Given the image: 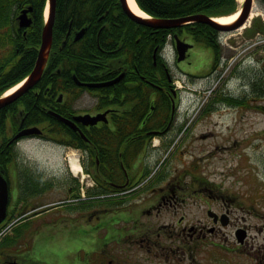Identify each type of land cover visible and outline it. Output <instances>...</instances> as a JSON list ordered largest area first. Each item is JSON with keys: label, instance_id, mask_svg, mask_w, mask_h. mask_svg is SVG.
I'll list each match as a JSON object with an SVG mask.
<instances>
[{"label": "flooded vegetation", "instance_id": "af4514ba", "mask_svg": "<svg viewBox=\"0 0 264 264\" xmlns=\"http://www.w3.org/2000/svg\"><path fill=\"white\" fill-rule=\"evenodd\" d=\"M118 7L116 11L89 13L88 16L95 18L84 19L77 26L69 23L65 34L59 38L54 36L44 74V77L49 74L48 80L45 82L42 78L25 95L29 96L27 105L21 98L17 107L4 110L6 118L2 125L0 123V176L7 182L8 199L6 218L0 227L17 219L20 223L16 228L23 231L18 238L24 243H32L37 233V213L63 198L69 197L72 202L80 200L81 185L86 184V177L96 181L95 190L99 191L96 195H112L118 205L127 196L146 189L144 179L151 173V155L160 156L167 145L174 143L163 160L169 158L163 162L164 172L154 178L155 183L150 189H146L153 197L143 213H155L159 217L165 211L177 219L164 226L181 228V245H175V242L166 245L161 242L160 235L156 239L146 232L136 239L130 236L127 249L144 250L148 254L145 258L154 256L162 259L164 264H184L186 248H190L193 241L207 243L208 236L217 235L225 220L222 215L229 214V210L224 206L221 211L215 210L214 191L208 188L195 190L199 195L196 201L178 198L179 190L183 189L182 169L177 165L179 156L174 151L177 145L174 137L181 131L176 120L182 111V93L175 73L185 75L190 81L210 78L216 74V68L207 69L208 56H197V45L200 44L194 32L188 34L180 27L164 34L136 22L124 10L120 0ZM22 10H30L28 15L34 20L32 5L23 7L20 12ZM20 29L26 35L29 28ZM83 29L85 32L78 39ZM216 34L213 32L212 36ZM164 35L165 41L161 42ZM176 39L192 45L182 60H179ZM134 41L142 48H136ZM215 46H203V52L207 55L215 53L218 44ZM195 67L198 72H192ZM17 109L27 113L24 121L20 116L22 111L17 114ZM54 114L67 121L58 122ZM37 122L43 123L42 134H20L38 126ZM33 141L63 149L65 160L69 154L77 156L83 179L70 172L62 183H56L55 176L43 178L36 162L24 149ZM59 192L69 196L53 201L52 196ZM185 195L193 196L192 193ZM183 203L195 207L196 211L178 214ZM211 211L218 215H212ZM81 217L82 214L77 212L76 222ZM247 245L248 241H245L242 247ZM123 256L112 253L108 264H140L136 257L131 260L132 256ZM19 258L18 255L8 256L5 264H23ZM195 260L193 257L186 264H195Z\"/></svg>", "mask_w": 264, "mask_h": 264}, {"label": "rangeland", "instance_id": "374dc122", "mask_svg": "<svg viewBox=\"0 0 264 264\" xmlns=\"http://www.w3.org/2000/svg\"><path fill=\"white\" fill-rule=\"evenodd\" d=\"M254 3L260 9L258 12L261 13L257 19H264V6L257 3L256 0ZM252 19L246 24V29L239 28L219 33L221 60L214 77L188 81L185 75L175 73L182 93V111L176 121L179 129L184 128L183 132H177L174 137L177 142L174 151L179 156L177 165L182 169L181 179L184 186L182 190H179L178 198L188 197L185 194L194 193L189 190V187L197 178L198 181H196L199 184L209 183L210 188L215 190V195H220L222 203H216L215 210L219 211L220 206L224 205L230 210L232 220L231 224L220 230L217 235L209 236L207 244L201 242V245L193 249L194 252L190 255L195 257V264H261V261L256 259V251L257 248L264 245V83H261L259 89H256L259 91L258 94L256 90L252 89L251 83L261 76L264 81V70L258 75L253 70L254 67L243 68L244 63L240 62L244 56L241 53L242 46L253 42L248 40L255 39L256 33H261L264 38V31L255 30L253 24L250 26ZM203 46L205 45H197V56L199 58L208 56L212 59V53L207 55V52H203ZM232 58H237V61L235 60L236 62L232 66H228ZM242 69H245V73L242 72ZM198 71L199 69L195 67L192 72ZM224 78H226L225 81H223ZM196 90L197 92H195ZM199 92L200 98L197 104L190 105L192 108L187 111L189 106L187 99L194 97ZM225 95L245 100L244 103L237 105L218 102L217 99L223 98ZM207 108L209 109L207 110ZM173 145L174 143L171 146L167 145L164 153L160 156L151 155L149 163L151 172L161 164L168 149ZM24 149L36 162L43 178L62 177L65 171L66 175L69 173L63 149L51 148L38 141L28 142ZM163 166L164 164L160 165L158 174L163 170ZM88 180V193H94L96 188L94 186L90 188L93 181ZM146 187L149 188L150 185L146 184ZM131 197L135 200H132ZM131 197L127 198L125 204L115 207L120 208L119 216L123 217L117 216L106 224L113 230L111 238L106 240L101 237V232L104 229H99L91 234L90 249L87 252H82L83 256L90 253V258L101 259L105 255L103 250L113 248L114 253L120 246L125 248L126 242H128L126 239L130 236L132 239H136L146 232L156 239L160 235L161 242H166V245H170L172 242L178 243L177 238L181 228L180 230L177 227L175 229H170L167 226L163 228V224L175 222L177 219L165 211L159 217L152 212L151 215L143 213L142 208L138 206L137 203L142 202L143 197L146 199L144 205L150 204L153 197L151 192L144 190L143 193ZM107 203L109 202L105 204ZM100 207L109 208V205L95 204L93 209L98 210ZM110 207L113 208V206ZM133 209L134 213H132ZM69 211L68 207L55 208L45 217L47 220H54L55 217L63 216ZM192 211H196V208L181 205L178 214L191 213ZM241 227L247 230L248 246L255 247L252 250L246 251L237 248L235 233ZM63 232L58 241H53L54 236H51L49 240L34 245L35 250L38 248L39 251L45 253L44 255L39 254L42 260L34 257L35 264H47L46 259H49V264H52L51 260L56 264L54 261L61 262L63 251L69 250L65 254L68 259L74 253L73 250L83 246H79V242L73 243L70 240L69 231ZM130 255L136 257L140 264H164L162 259H156L154 256L145 258L148 254L139 249H132ZM84 264H88V259Z\"/></svg>", "mask_w": 264, "mask_h": 264}, {"label": "trees", "instance_id": "16d2710c", "mask_svg": "<svg viewBox=\"0 0 264 264\" xmlns=\"http://www.w3.org/2000/svg\"><path fill=\"white\" fill-rule=\"evenodd\" d=\"M137 2L144 11L159 18H178L196 13L219 16L233 13L237 8L236 0H137ZM118 3L119 0H57L54 36L59 38L65 34L69 23L77 26L84 19H94L95 17L88 16L89 13L101 14L106 10H119ZM45 4L46 0H0V95L26 77L34 67L41 43ZM28 5L34 7L35 17L33 25L24 36L17 23V15ZM181 28L188 34L194 32L197 41L213 45L210 38L214 30L209 25L191 23ZM161 31L164 34L170 32ZM165 38L164 35L161 42H164ZM134 45L136 48H142L135 41ZM153 48L154 44L151 46V53ZM48 76L49 74L44 77L45 82ZM28 97L22 98L23 104L27 105ZM12 107H17V104L10 106L11 109ZM3 112L4 110L0 111L1 125L6 118ZM53 124L57 127L56 122Z\"/></svg>", "mask_w": 264, "mask_h": 264}, {"label": "water", "instance_id": "95a60500", "mask_svg": "<svg viewBox=\"0 0 264 264\" xmlns=\"http://www.w3.org/2000/svg\"><path fill=\"white\" fill-rule=\"evenodd\" d=\"M123 4L124 10L128 13L131 18H133L136 22L151 26V27H157V28H172L177 27L183 24L191 23V22H203L211 25L215 29L222 30V31H231L234 30L240 26H242L246 20L248 19V16L252 9V1L253 0H246L244 4V10L242 12L241 18L239 21H237L234 24L231 25H222L214 21L212 18L206 16V15H192L187 17H182L178 19H157V20H148L141 18L137 15H135L130 7L128 6L127 0H121ZM55 10H56V0H50V14L48 22L46 23L43 34H42V44L39 51V55L36 61V65L34 70L32 71L28 81L21 87L16 93H14L11 96H8L6 98L0 99V109L6 107L16 99H18L20 96L25 94L30 88H32L41 78L43 69L45 67L51 44H52V38H53V28H54V20H55ZM20 19V25L23 26H29L31 24V20L27 17V11H24L22 15L19 17ZM182 52V51H181ZM61 120H63L61 117H59ZM37 129H33L30 132H36ZM39 132V131H38ZM2 182V181H1ZM4 192L0 194V206L4 208L5 205H1V203L6 202L7 198V192H6V184L4 182ZM239 235V234H238Z\"/></svg>", "mask_w": 264, "mask_h": 264}, {"label": "bare ground", "instance_id": "6f19581e", "mask_svg": "<svg viewBox=\"0 0 264 264\" xmlns=\"http://www.w3.org/2000/svg\"><path fill=\"white\" fill-rule=\"evenodd\" d=\"M239 2H242L243 0H238ZM128 4L130 6V8L132 9V11L134 13H136L137 15H140L142 17H145V18H148V15H146L142 10L139 9L138 5L136 4L135 0H128ZM240 15V11L236 12V13H233L231 15H228V16H222V17H219L217 18V21L219 23H222V24H232L234 23L235 21H237L238 17ZM256 15H259V12L258 11H253L252 13V17H255ZM245 26H243L244 28ZM21 84L11 88L9 91H7L6 95H10L11 93H13L16 89H18L20 87ZM72 171L73 172H79L80 171V166L78 164V162L75 160V159H72Z\"/></svg>", "mask_w": 264, "mask_h": 264}]
</instances>
